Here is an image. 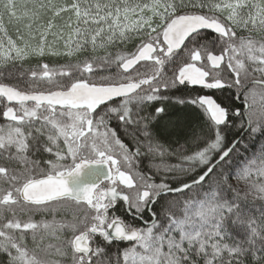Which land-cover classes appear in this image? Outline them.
<instances>
[{"label": "snow or ice", "instance_id": "1", "mask_svg": "<svg viewBox=\"0 0 264 264\" xmlns=\"http://www.w3.org/2000/svg\"><path fill=\"white\" fill-rule=\"evenodd\" d=\"M181 87L209 130L191 152L157 127ZM245 135L264 138V0H0V264H264Z\"/></svg>", "mask_w": 264, "mask_h": 264}, {"label": "trees", "instance_id": "2", "mask_svg": "<svg viewBox=\"0 0 264 264\" xmlns=\"http://www.w3.org/2000/svg\"><path fill=\"white\" fill-rule=\"evenodd\" d=\"M63 61H61L62 63ZM168 75L170 76L171 73L169 72ZM192 88H184L181 87L178 90H173L171 93H166L167 95H170L172 99L168 101H164L163 104H157V106H165L166 107V113L162 114V118L160 119L159 125L157 126L160 134L162 136V139L170 143L173 148L177 146V142L179 144H185V140L189 139V143L187 145L189 152L194 151L195 148L191 143L190 137L195 132L197 135H200L201 138H206V136L209 134V130L204 125L203 121H201L199 114L197 111H195L190 105L189 106H181L174 102L175 98L177 97H184L187 98L189 96H193L196 94L197 91H200L198 88L195 89L194 92L191 91ZM227 99L231 96L232 92L230 90L223 91ZM232 102L228 99V105H230ZM237 105V104H236ZM154 111V109L151 106H148L145 108V112ZM201 129H203V133H201ZM171 133V135H169ZM237 136V129L232 128L228 130V138L229 140L235 138ZM244 140L246 143L250 145H254L256 147H259L260 144L264 143V138H261L257 136L256 138H251L247 135H245ZM249 155L251 154V149L249 150ZM172 163L177 162L175 158H172ZM236 187H242V185H237L236 181L233 180L231 182ZM241 196H243V193L241 192ZM249 205L251 206V200H249ZM251 210L255 213L256 212V206H252ZM115 214L124 218L128 222H132L133 218L127 214V212L124 210L123 207L118 206L115 209ZM60 213L57 214V219L60 218ZM145 217L147 218V213H145ZM34 219L41 220V219H52L51 214L45 213V214H36L34 216ZM137 224L139 222H136ZM123 245L119 243H114L111 245L108 249L109 253L115 251L117 248H122ZM2 257H0V261H2Z\"/></svg>", "mask_w": 264, "mask_h": 264}, {"label": "flooded vegetation", "instance_id": "3", "mask_svg": "<svg viewBox=\"0 0 264 264\" xmlns=\"http://www.w3.org/2000/svg\"><path fill=\"white\" fill-rule=\"evenodd\" d=\"M209 39H211V35H209ZM191 91L194 92L195 89L192 88ZM203 91L207 92L208 90H203ZM215 97L218 100V102L222 103L225 106H228V104H227L228 103V99H227V96H226V94L224 92H216L215 93ZM235 103L237 105H239L240 101L236 100Z\"/></svg>", "mask_w": 264, "mask_h": 264}]
</instances>
